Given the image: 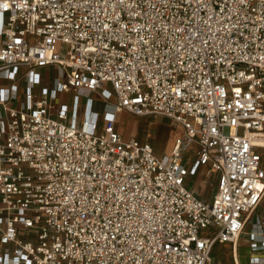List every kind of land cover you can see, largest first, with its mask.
Wrapping results in <instances>:
<instances>
[{
	"label": "built area",
	"instance_id": "2783aa9c",
	"mask_svg": "<svg viewBox=\"0 0 264 264\" xmlns=\"http://www.w3.org/2000/svg\"><path fill=\"white\" fill-rule=\"evenodd\" d=\"M82 88L80 122L55 100ZM122 111L184 135L158 154ZM262 131L264 0H0V264H208L243 235L264 264Z\"/></svg>",
	"mask_w": 264,
	"mask_h": 264
},
{
	"label": "rangeland",
	"instance_id": "374dc122",
	"mask_svg": "<svg viewBox=\"0 0 264 264\" xmlns=\"http://www.w3.org/2000/svg\"><path fill=\"white\" fill-rule=\"evenodd\" d=\"M57 74L55 68L44 69L42 71L43 82L36 85L35 90L41 91V89L50 85L52 78ZM10 85V83L8 84ZM28 82L23 81L21 87V92L27 89ZM76 94H79V98L76 97ZM59 98L55 100L57 103H67L70 105V108L73 110V106L76 102H79V116L78 119L80 122L84 119V104L88 97L93 98L95 102V108L99 111H103L104 100L99 92H93L89 89H80L78 93L75 91L72 92H61L58 95ZM118 123L117 127L120 132L123 134L125 139L131 137H136L140 141L148 140L154 146V150L158 154L170 153L173 149L176 139L179 136L184 135V128L180 124H176L172 119L158 115V116H138L128 111H122L118 114ZM100 125L103 126V119L100 121ZM242 129L240 133H242ZM264 156V151L260 150ZM189 159L195 157V151L189 150L187 154ZM191 182L190 187H198V179L194 177ZM213 190V189H212ZM261 214L264 216V201L261 203L257 209L255 215ZM250 229V226H247V230ZM243 246V245H242ZM250 251L249 248H241V264H249ZM208 264H234L233 259V249L232 244L230 243H219L215 246L211 260Z\"/></svg>",
	"mask_w": 264,
	"mask_h": 264
},
{
	"label": "crops",
	"instance_id": "0c3cea01",
	"mask_svg": "<svg viewBox=\"0 0 264 264\" xmlns=\"http://www.w3.org/2000/svg\"><path fill=\"white\" fill-rule=\"evenodd\" d=\"M264 132V131H263ZM261 143L264 144V140L261 141ZM202 179V180H201ZM208 179V178H206ZM200 183H198V189L203 193L205 194L206 196H211V194H213V192H215V190L217 189V176L216 175H212L208 181L205 180V178L203 179L201 176L199 178V181ZM213 189V190H212ZM259 208V207H258ZM257 208V209H258ZM257 211V210H256ZM261 216V214H258ZM264 217V216H263ZM5 226L4 225H0V235L2 234V232H4L5 230ZM22 236H28L26 233H23ZM248 236L247 235H243L242 238L240 239V242H239V246H234V244H232V249H233V259H234V249L236 250V253L238 255V252H239V259L241 260V248L242 247H247L249 248V244H248ZM231 244V243H230ZM243 245V246H242ZM239 249V250H237ZM8 250L11 251V247L10 248H7L6 245H1L0 243V255H4L5 252H7ZM235 264V262H234Z\"/></svg>",
	"mask_w": 264,
	"mask_h": 264
},
{
	"label": "bare ground",
	"instance_id": "6f19581e",
	"mask_svg": "<svg viewBox=\"0 0 264 264\" xmlns=\"http://www.w3.org/2000/svg\"><path fill=\"white\" fill-rule=\"evenodd\" d=\"M259 138L257 139L259 142H261L262 140H264V132L262 131L260 134H259ZM236 245V244H235ZM237 247V246H236Z\"/></svg>",
	"mask_w": 264,
	"mask_h": 264
}]
</instances>
